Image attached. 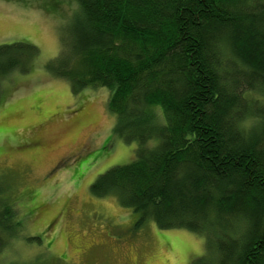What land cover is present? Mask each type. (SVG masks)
Here are the masks:
<instances>
[{
  "label": "trees",
  "instance_id": "1",
  "mask_svg": "<svg viewBox=\"0 0 264 264\" xmlns=\"http://www.w3.org/2000/svg\"><path fill=\"white\" fill-rule=\"evenodd\" d=\"M71 1L47 69L75 93L109 89L114 134L138 143L93 195L132 209L136 230L150 220L202 233L215 264H264V0ZM38 56L31 43L0 46V95ZM6 194L0 255L23 227Z\"/></svg>",
  "mask_w": 264,
  "mask_h": 264
},
{
  "label": "rangeland",
  "instance_id": "2",
  "mask_svg": "<svg viewBox=\"0 0 264 264\" xmlns=\"http://www.w3.org/2000/svg\"><path fill=\"white\" fill-rule=\"evenodd\" d=\"M77 12L71 0H0V46L39 49L27 73L1 82L0 190L23 227L0 264H215L202 233L150 220L136 230L132 209L91 192L100 175L136 159L138 143L114 134L109 89L75 93L47 69Z\"/></svg>",
  "mask_w": 264,
  "mask_h": 264
}]
</instances>
